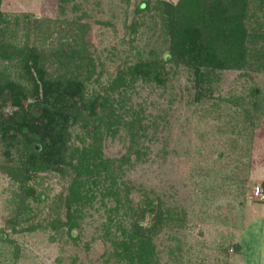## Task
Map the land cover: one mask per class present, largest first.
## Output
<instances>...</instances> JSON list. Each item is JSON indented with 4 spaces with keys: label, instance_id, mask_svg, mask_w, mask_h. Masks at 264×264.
Listing matches in <instances>:
<instances>
[{
    "label": "trees",
    "instance_id": "obj_1",
    "mask_svg": "<svg viewBox=\"0 0 264 264\" xmlns=\"http://www.w3.org/2000/svg\"><path fill=\"white\" fill-rule=\"evenodd\" d=\"M70 1L59 0L61 12ZM130 13L129 39L145 23L148 39L142 47L130 45L103 82L84 24L59 17L39 23L24 13L29 24L15 16L11 25L0 11V169L18 184L9 218L14 232L31 230L22 225L33 217L27 215L33 203L45 198L38 178L51 173L67 182L53 207L63 209L64 219L47 221L54 233L77 238L84 207L97 199L106 212L100 236L112 245L104 264H160L153 237L182 213L142 186L135 201L134 183L123 175L149 160L151 142L167 124L171 75L185 71L198 102L214 97L223 71L264 72V0H140ZM146 85L162 93L136 101V89ZM230 101L240 106L244 123L254 125L264 114L257 86ZM116 135L125 139V151L105 155V138ZM0 242H11L3 231Z\"/></svg>",
    "mask_w": 264,
    "mask_h": 264
},
{
    "label": "rangeland",
    "instance_id": "obj_2",
    "mask_svg": "<svg viewBox=\"0 0 264 264\" xmlns=\"http://www.w3.org/2000/svg\"><path fill=\"white\" fill-rule=\"evenodd\" d=\"M139 1L128 0L127 5L126 0H74L61 12L59 0H0V11L11 25L15 16L23 18L24 13L39 23L59 17L84 24L88 48L96 62L99 60L104 82L118 68L121 57L131 51L130 45L142 47L148 39L146 23L133 40L128 36L127 24L134 20L130 11ZM29 19L23 21L29 24ZM249 75L223 71L214 97L198 102L185 71L169 77L173 94H164L172 97L167 124L151 142L149 160L135 163L123 175V180L134 183L130 195L135 201L142 197V186L144 191L161 194L178 215L182 213V220L163 227L153 237L160 264H264V114L254 125L244 123L240 106L230 101L252 86L260 88L264 97V72ZM136 90V101L161 92L147 85ZM103 143L105 155L119 157L125 151L122 135L107 137ZM41 177L43 184L37 189L45 198L33 203L34 210L27 214L33 217L22 225L32 228L14 232L9 218L18 184L0 169V231L11 241L0 242V264H104L105 253L112 248L100 236L104 208L97 199L84 207L81 228L73 231L77 238L65 231L54 233L47 221L58 214L64 219L63 209L53 207L67 182L51 173H42L38 179ZM256 186L263 197L254 193ZM109 264L118 263L111 260Z\"/></svg>",
    "mask_w": 264,
    "mask_h": 264
},
{
    "label": "built area",
    "instance_id": "obj_3",
    "mask_svg": "<svg viewBox=\"0 0 264 264\" xmlns=\"http://www.w3.org/2000/svg\"><path fill=\"white\" fill-rule=\"evenodd\" d=\"M254 193H255L257 196L263 197V192H261L259 186H256V187H255Z\"/></svg>",
    "mask_w": 264,
    "mask_h": 264
}]
</instances>
